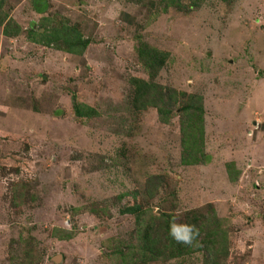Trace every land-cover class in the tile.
<instances>
[{
  "label": "rangeland",
  "instance_id": "1",
  "mask_svg": "<svg viewBox=\"0 0 264 264\" xmlns=\"http://www.w3.org/2000/svg\"><path fill=\"white\" fill-rule=\"evenodd\" d=\"M44 1L40 14L0 0L15 33L0 24V264H118L137 227L121 210L136 203L177 223L219 218L228 253L201 245L173 264H264V0ZM45 16L77 24L83 53L32 41ZM148 48L168 53L154 80ZM135 78L176 90L168 119L135 111ZM190 99L201 110H182Z\"/></svg>",
  "mask_w": 264,
  "mask_h": 264
},
{
  "label": "trees",
  "instance_id": "2",
  "mask_svg": "<svg viewBox=\"0 0 264 264\" xmlns=\"http://www.w3.org/2000/svg\"><path fill=\"white\" fill-rule=\"evenodd\" d=\"M34 9L38 13H45L48 10V3L44 0H32ZM192 1V0H191ZM197 1V0H195ZM228 1V0H224ZM167 2L165 5H175L184 2V0H162V3ZM190 4V3H189ZM0 10L2 7L0 6ZM6 13V12H5ZM7 15H0L1 26L6 25L4 33L8 36L15 35L8 24ZM51 19L48 17L42 18V23L37 27L31 25L29 29L30 39L32 41H38L44 43L47 46H53L55 48L64 50L72 54H82L84 49L90 43L89 37H84V34L80 30L77 24H71L69 22L59 21V23L51 24ZM16 28V32L19 34L22 27L19 24H13L12 27ZM37 34L38 36L34 35ZM144 51V50H143ZM145 66L149 69L151 74V80H154L156 74L163 68L165 62L168 59V53L157 48H148L145 52L141 53ZM136 84L134 97L135 106L138 111L139 108L145 107L149 104L156 107L162 119H168L173 112V105L177 101L178 94L175 89H170L169 86H161L156 81H147L145 79H134ZM137 101V102H136ZM189 100L186 105H182L181 109L197 112L201 110L200 101L196 100L195 104L190 103ZM76 112L80 116L91 115L92 108L88 111H83L81 105L78 103L75 105ZM194 107V108H193ZM193 119V118H192ZM195 125L197 123H191L187 125L183 132L189 129L186 139L188 141L196 140L201 144L202 131L197 130ZM196 152H200L198 149L193 150V156H197ZM158 189V188H157ZM156 189V191H157ZM149 192L152 198H156V204L161 208L164 202L156 195V191ZM16 199L17 196L15 195ZM122 213H132L135 215L137 227L135 229V240L131 238L132 246L128 245V250H119L115 252L117 257V263L122 264H141L139 260L154 261L164 257V261L167 263L171 261L172 264L176 262V258H183L185 255L196 253L201 248V245L205 247L203 251L214 254V256H225L228 253L227 246L221 249L224 243V238L218 233L220 229V220L216 218H208L200 210L192 209L186 212V219L183 223H177L172 217V214L162 212L161 215L154 216L149 214V210L143 205V203H136L134 205L126 206L121 210ZM149 215V217H147ZM218 224V226H217ZM211 226L213 228H211ZM215 226L217 228L215 229ZM191 230V242H184L178 237L188 233ZM220 229V230H219ZM162 254H165L162 256ZM120 257V258H119ZM215 264H217L215 262Z\"/></svg>",
  "mask_w": 264,
  "mask_h": 264
},
{
  "label": "clouds",
  "instance_id": "3",
  "mask_svg": "<svg viewBox=\"0 0 264 264\" xmlns=\"http://www.w3.org/2000/svg\"><path fill=\"white\" fill-rule=\"evenodd\" d=\"M40 14H45V13H40ZM35 27V26H34ZM178 239L183 240L184 242H191L192 236H191V230H188V233H186L183 236L178 237Z\"/></svg>",
  "mask_w": 264,
  "mask_h": 264
},
{
  "label": "water",
  "instance_id": "4",
  "mask_svg": "<svg viewBox=\"0 0 264 264\" xmlns=\"http://www.w3.org/2000/svg\"><path fill=\"white\" fill-rule=\"evenodd\" d=\"M63 255L62 254H57L54 258L56 261L62 260Z\"/></svg>",
  "mask_w": 264,
  "mask_h": 264
}]
</instances>
